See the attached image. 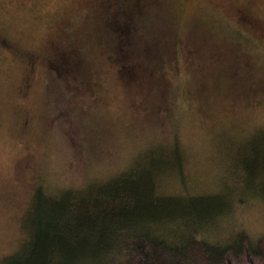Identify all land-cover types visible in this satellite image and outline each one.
I'll return each mask as SVG.
<instances>
[{
  "label": "rangeland",
  "instance_id": "rangeland-1",
  "mask_svg": "<svg viewBox=\"0 0 264 264\" xmlns=\"http://www.w3.org/2000/svg\"><path fill=\"white\" fill-rule=\"evenodd\" d=\"M98 3L0 0V261L28 238L23 220L37 185L57 194L127 168L132 176L149 155L185 158L165 170L166 195L233 207L205 228L264 238V177L251 192L235 172L248 147L225 140L264 129V0H165L164 15L150 12L165 19L154 30L161 24L176 39L165 54L121 63L86 39L80 65L54 70L51 82L50 61L66 52L60 33L94 30Z\"/></svg>",
  "mask_w": 264,
  "mask_h": 264
},
{
  "label": "trees",
  "instance_id": "trees-1",
  "mask_svg": "<svg viewBox=\"0 0 264 264\" xmlns=\"http://www.w3.org/2000/svg\"><path fill=\"white\" fill-rule=\"evenodd\" d=\"M164 2L99 0L92 7L98 16L94 30L87 33L67 28L60 33L59 42L64 41L66 52L50 61L51 82L54 72L68 73L80 65L78 56L86 39L109 49L117 62L158 59L176 43L174 35L161 24V34L154 30V23H160L157 19L161 23L165 19L150 12L164 15L166 6H158ZM226 136L227 144L249 148L241 152V167L235 166V172L241 168L243 184L255 191L264 177V129L234 140ZM172 142L181 146L177 139ZM157 146L138 152L132 160ZM146 161L148 166L141 173L128 175L133 169L127 168L109 180H93L77 190L49 194L37 185L23 220L28 238L20 250L0 264H264V238L253 239L242 227L230 228L221 235L218 226L212 233L202 225L215 212L219 213L217 225L230 215L233 207H227L221 198L177 197L160 190V182L169 176L167 167L175 162L184 166V157L149 155ZM181 175L184 178V173ZM237 180L235 185L239 184ZM234 204L245 202L236 199Z\"/></svg>",
  "mask_w": 264,
  "mask_h": 264
}]
</instances>
